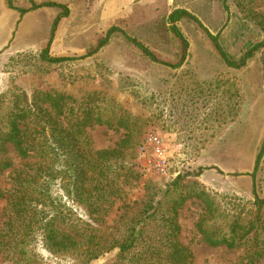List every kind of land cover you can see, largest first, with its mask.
I'll use <instances>...</instances> for the list:
<instances>
[{"label": "rangeland", "instance_id": "374dc122", "mask_svg": "<svg viewBox=\"0 0 264 264\" xmlns=\"http://www.w3.org/2000/svg\"><path fill=\"white\" fill-rule=\"evenodd\" d=\"M0 0V92L20 89L29 97L36 89L62 90L75 97L90 92L105 96L137 118L123 155L126 167L138 178L124 177L125 198L112 206L101 228L104 237L118 235L120 216L136 209L153 189H165L178 174L197 181L216 196L223 208L239 199L252 205L256 191L264 198V50L256 51L239 68L226 64L208 36L219 35L230 58L240 63L245 53L264 39V0ZM56 3L61 6H45ZM50 55L70 57L59 64L39 60L51 40L56 18L64 10ZM185 9L194 18L177 25L188 45L171 31L169 15ZM111 27L109 42L98 48ZM152 51L147 57L131 40ZM185 58L183 59V55ZM182 61V62H181ZM178 65V66H176ZM94 149L117 146L127 132L106 125L88 128ZM159 135L166 148L168 173L155 166L157 157L148 143ZM12 166L0 175V190L12 183V172L35 158L23 160L12 147ZM54 192L64 193L54 180ZM63 206L74 218L87 220L82 204L62 194ZM198 199H189L179 212L180 241L189 246L193 264H238L245 249L213 247L195 231L201 211ZM264 216V208L262 210ZM7 216L0 199V226ZM26 263L0 255V264H78L75 256L52 254L39 243ZM105 254L90 264H110ZM258 264H264L261 260Z\"/></svg>", "mask_w": 264, "mask_h": 264}, {"label": "trees", "instance_id": "16d2710c", "mask_svg": "<svg viewBox=\"0 0 264 264\" xmlns=\"http://www.w3.org/2000/svg\"><path fill=\"white\" fill-rule=\"evenodd\" d=\"M8 3L13 7L12 0ZM67 15L65 9L56 18L51 40L38 55L39 60L49 64L71 60L54 57L49 51L56 27ZM185 17L194 18L185 9L174 10L168 18L184 52L189 44L177 22ZM118 31L122 32L111 27L98 48ZM206 32L222 59L232 67L244 66L256 51L264 50L263 39L236 63L221 45L219 35ZM130 40L147 57L158 61L143 43ZM107 102L98 92L82 97L62 90L36 89L30 97L20 89L0 92V175L12 166L7 156L10 147L23 160L36 159L13 170L10 188L0 190L7 212L0 226V255L16 263H29L36 254L33 247L29 248L39 243L54 255L75 256L78 264H90L108 253L112 256L110 264H193L191 249L179 238V212L186 201L195 198L202 208L195 223L196 235L202 242L230 250L243 247L246 251L238 264L264 260V198L254 190L252 205L239 199L232 208H223L215 195L197 181L185 182L181 174L165 189L149 191L133 212L128 207L120 216L118 235H102L104 218L118 199L125 198L124 177L138 178L132 167L125 166L123 158L137 118ZM94 125L122 128L126 138L113 148L94 149L88 134V128ZM263 153L264 141L255 168ZM54 180L62 183V194L82 204L87 220L74 218L62 208L63 196L54 192Z\"/></svg>", "mask_w": 264, "mask_h": 264}, {"label": "built area", "instance_id": "2783aa9c", "mask_svg": "<svg viewBox=\"0 0 264 264\" xmlns=\"http://www.w3.org/2000/svg\"><path fill=\"white\" fill-rule=\"evenodd\" d=\"M148 143L153 146V153L157 157L155 166L157 167L158 171L163 174H167L168 164L166 157V148L164 146L162 138L157 134L150 135L148 137Z\"/></svg>", "mask_w": 264, "mask_h": 264}]
</instances>
